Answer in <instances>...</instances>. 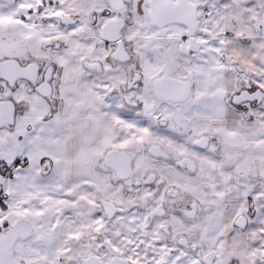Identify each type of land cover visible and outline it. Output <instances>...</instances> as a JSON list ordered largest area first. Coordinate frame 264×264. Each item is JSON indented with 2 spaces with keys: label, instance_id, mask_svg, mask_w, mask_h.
Segmentation results:
<instances>
[{
  "label": "snow or ice",
  "instance_id": "1",
  "mask_svg": "<svg viewBox=\"0 0 264 264\" xmlns=\"http://www.w3.org/2000/svg\"><path fill=\"white\" fill-rule=\"evenodd\" d=\"M0 264H264V0H0Z\"/></svg>",
  "mask_w": 264,
  "mask_h": 264
}]
</instances>
